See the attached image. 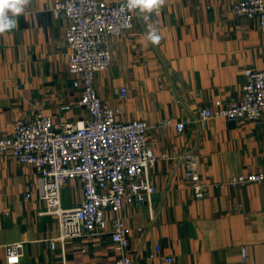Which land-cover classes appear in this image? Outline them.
<instances>
[{"label": "crops", "instance_id": "0c3cea01", "mask_svg": "<svg viewBox=\"0 0 264 264\" xmlns=\"http://www.w3.org/2000/svg\"><path fill=\"white\" fill-rule=\"evenodd\" d=\"M58 1L29 0L19 15L8 13L15 27L0 34L5 134L39 113L55 121L88 116L69 72L68 20L52 10ZM237 1L165 0L151 13L131 9L134 27L109 39L113 62L96 74L95 89L105 104L122 110L123 121L147 123V146L158 158L145 175L155 192L120 212L135 264H171L168 257L173 264H264V183L221 187L230 177L264 172V115L256 122L201 121L199 113L240 101L245 73L264 67L259 22L234 15ZM150 28L160 35L159 44L147 39ZM122 88L123 100L117 95ZM66 104L72 110L63 113ZM167 120L186 122L184 132ZM190 149L199 157L201 181L210 185L203 199L195 198L185 178L183 154ZM38 182L34 166L0 153V264H7L6 247L12 244H22L19 264H117L111 210L103 233L52 247L60 220L46 213ZM83 198V185L74 180L63 188L62 206L75 207Z\"/></svg>", "mask_w": 264, "mask_h": 264}, {"label": "built area", "instance_id": "2783aa9c", "mask_svg": "<svg viewBox=\"0 0 264 264\" xmlns=\"http://www.w3.org/2000/svg\"><path fill=\"white\" fill-rule=\"evenodd\" d=\"M53 13L68 20L65 37L70 50L69 72L74 86L80 90L79 104L88 116L81 121L65 116L55 121L52 116L39 113L34 120H18L10 134L0 130V153H9L23 164L36 168L38 191L47 205L46 213L57 215L60 235L56 242L103 233L105 214L115 213L109 232L118 254L117 264H135L131 256V240L120 212L126 204L140 203L155 192L145 181L146 172L157 162L154 151L147 146L148 125L142 120L123 121L122 110L105 104L98 95L94 81L96 74L108 70L113 62L109 49L111 36L121 35L134 27V14L123 1L61 0ZM236 16L256 18L264 40V0H238L231 6ZM242 98L225 108L200 110V120L216 118L256 122L264 115V67L245 73ZM120 99L127 97L125 88L118 90ZM72 106L61 107L63 113ZM175 125L183 133L186 122ZM185 178L192 182L196 199L209 193V184L201 181L200 160L195 150L183 154ZM74 180L83 185L84 198L72 208L62 206V191ZM264 183V172L240 174L228 178L221 187L247 183ZM156 254L161 246L155 243ZM22 244L6 247L7 264H19ZM242 258L247 253L242 249ZM168 263L175 259L168 257Z\"/></svg>", "mask_w": 264, "mask_h": 264}, {"label": "clouds", "instance_id": "9594fccd", "mask_svg": "<svg viewBox=\"0 0 264 264\" xmlns=\"http://www.w3.org/2000/svg\"><path fill=\"white\" fill-rule=\"evenodd\" d=\"M28 3L29 0H0V34L15 27V20L10 18L8 13L10 12L12 16L19 15ZM164 3L165 0H127V8L139 9L142 13H151L158 11ZM147 39L155 45L159 44L161 37L155 28H150Z\"/></svg>", "mask_w": 264, "mask_h": 264}]
</instances>
